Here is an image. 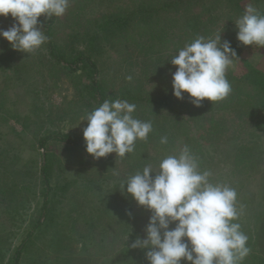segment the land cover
I'll list each match as a JSON object with an SVG mask.
<instances>
[{"label":"rangeland","instance_id":"374dc122","mask_svg":"<svg viewBox=\"0 0 264 264\" xmlns=\"http://www.w3.org/2000/svg\"><path fill=\"white\" fill-rule=\"evenodd\" d=\"M70 1L72 6L65 11L59 25L62 31L60 42L65 49L85 45L84 34L88 31L89 23L86 24L84 19L72 26L66 20V16L71 18L73 4L76 3L75 0ZM132 1L94 0L86 14L91 20L100 21L106 12L111 14L129 9ZM250 5L258 12L264 11V1ZM13 22L0 17V29L7 30ZM38 27L43 29V24L39 23ZM98 38L102 47L96 57L100 76L106 79L108 100V96L112 95L115 100H120L116 88L127 84V77L133 78L134 72L139 73L140 80L143 79L147 87L162 86L163 78L151 76L152 63L148 65L149 62L144 61L147 56L143 58V51L139 48L141 35L133 33L130 40L122 44L111 43L105 32ZM2 39L0 152L3 153L0 154V186H4L2 179L6 180L8 173L19 178L18 170L21 168L24 171L20 178L27 181L29 186V193L23 196L13 223L7 214L11 199L0 194V230L4 233L0 239V264H7L14 249L38 217L42 203L43 185L36 166L40 165L43 150L35 149L32 136L38 132L83 136L88 122L82 119L95 108L87 99L84 88L87 78L57 68L48 55L45 42L38 49L24 53L13 49L6 38L0 37ZM243 56L254 66H264V53L246 49ZM227 70L237 76L243 73L237 59H232ZM168 72L166 69L161 75L169 74L172 79V72ZM243 88L241 86L236 93L232 91L231 100H239L242 96L237 93L245 92ZM169 92L174 104L191 106L189 99L174 96L172 84ZM226 102L213 105L214 109L219 108L217 117L224 121L225 126L217 135L218 139L201 146L206 159L198 162V170L210 172L208 179L211 183L226 184L236 190L241 231L254 237L260 254L264 256V110L255 108L241 114L233 106L234 101L232 104H229L230 100ZM202 118L199 133L207 126L204 114ZM175 122L178 123L175 116L161 107L158 118L162 128H159L158 134L161 136L155 134L153 126V138L140 140L144 143L142 148L135 142V150L124 157L110 153L106 157L91 159L65 142L51 141L48 147L51 184L60 186V189L56 190L55 196H51L55 208L51 222L30 247L24 264H27V260L33 264H134L130 260L138 248H131L130 245L137 237H145L151 211L138 205L126 192L127 185L124 190L120 186L145 166L159 171L162 159L180 153L185 147L180 126L184 124L181 121L180 125L174 127ZM162 137H167V143H161ZM188 146L194 154L192 149L197 146L193 141ZM237 147H242V150L236 152ZM144 149L149 158H137L140 155L135 153ZM130 158L140 166L130 162ZM150 175L154 176L155 173ZM6 181L12 183V179ZM170 227H175V223ZM184 261L182 259L181 264Z\"/></svg>","mask_w":264,"mask_h":264},{"label":"clouds","instance_id":"9594fccd","mask_svg":"<svg viewBox=\"0 0 264 264\" xmlns=\"http://www.w3.org/2000/svg\"><path fill=\"white\" fill-rule=\"evenodd\" d=\"M69 0H0V15L14 19L7 29H0L13 49L24 53L38 49L47 39L38 18L62 16ZM237 39L244 45L264 47V15L248 5L235 21ZM236 57L230 42L198 37L171 57L173 94L178 99L188 93L191 103L200 106L229 96L231 85L226 70ZM171 71V70H170ZM131 80V76L127 77ZM136 105L126 100H105L88 113L83 129L86 152L94 158L110 153L124 157L135 150V142L146 140L153 130L150 121L132 115ZM167 143V137L161 138ZM198 160L188 146L178 155L162 159L159 171L145 166L120 186L140 206L151 211L145 237H137L131 248L148 249L149 264H241L251 249L241 225L234 221L240 213L237 192L226 184H213L208 171L198 170ZM155 173V175H150ZM131 215V212L128 213ZM175 223V227H170ZM128 240V239H127Z\"/></svg>","mask_w":264,"mask_h":264},{"label":"trees","instance_id":"16d2710c","mask_svg":"<svg viewBox=\"0 0 264 264\" xmlns=\"http://www.w3.org/2000/svg\"><path fill=\"white\" fill-rule=\"evenodd\" d=\"M75 1L71 18L68 16L65 18L70 21L72 26L78 25L84 19H86V24L89 22L88 31L84 34L85 45L83 47L72 46L65 49L60 42V33L62 31L59 30V25L62 24L63 15L60 17L52 16L49 19L42 15L38 20L40 24H43V31L47 37L45 45L52 62H55L57 68L65 69L67 73H78L85 76V79L87 78L84 88L88 96L87 99L95 109L105 100H108L106 96L108 89L106 79L104 76H100L98 57H96L99 48L102 47L98 42V37L105 32L111 43L115 44L128 42L133 33H136V36L137 34L141 35L139 48L143 51V58L147 56L144 61L146 63L149 62L148 65L152 63L151 76H161L163 78L160 88L157 86L151 88L147 87L146 82L142 81L143 79L140 80L139 73L134 72V77L128 80L127 84L118 85L116 88L118 89L119 99L135 104L136 110L132 115L139 120L150 121L152 127H155V134H158L159 128H161L158 123L159 110L161 107H165L178 121V123L175 122L173 124L174 127L180 125L181 121L184 124L180 125L183 130L184 145L188 146L193 141L197 148L191 149L194 150V156L198 162L206 159L205 152H203L201 146L213 139H218L217 135L225 126L224 121L217 117L219 108L214 109L213 105L227 103L226 101L230 100L231 103L229 102V104L234 101L233 106L240 110L241 114L242 111L246 113L247 110L255 108L264 110V66H254L243 56V52L246 49L264 53V47L256 44L244 45L240 42L237 39L238 28L235 23L244 14L245 8L249 4L260 3L264 0H133L129 9L119 10L111 14L106 12L102 15V20L100 21L91 20L86 14L87 9L91 5L90 3L94 0ZM70 6H72V2L69 0L67 9ZM259 13L264 15V11ZM0 17L7 21H14L11 14L6 17L0 15ZM219 33L221 42L229 41L230 46L235 50L236 57L232 59L239 60L243 67V73L239 76L235 75L233 71L226 70V78L233 92L236 93L241 89V86H244L243 90L245 92L237 93L238 96L242 97L236 101L231 100L233 98V96H230L232 94L231 91L227 97L229 99L208 102V99L205 98L200 106H196L193 103H191V106L174 104L170 96L171 92H169L172 79L169 74L161 75L166 69L169 72L176 69L177 66L171 64V57L178 54L180 49L198 37L202 36L205 39H210L215 38ZM2 41L3 39L0 40V42ZM1 54L2 46L0 47ZM245 85L247 86L246 90ZM108 97V101H115V96ZM184 97L191 102L188 93L185 92ZM173 105L177 107L175 108ZM192 105L194 108H192ZM202 114L205 116L204 123L207 126L199 133L200 125L202 127ZM196 132H198V136ZM152 136L153 134L150 132L147 139L153 138ZM158 136H161V134H158ZM32 137L31 141L36 145L35 149L40 148L43 150L40 165L36 166V172L43 185L42 203L38 217L34 220L19 245L14 249L10 259L6 262L7 264H24V258L26 259L29 254L30 247L38 238L39 233L51 222V214L55 209L53 202H51V196H55V192L60 189V186L51 184L50 175L52 169L51 155L48 152L49 143L51 141H62L82 151L88 158L99 159L86 152L83 136L71 137L64 133L38 132ZM136 142L141 148L144 146V143L142 144L139 139ZM188 147L190 149V146ZM239 149L242 150V147H237L236 152ZM2 153L0 152V154ZM135 155H140L137 158L141 159L149 158L148 154L145 153V149L137 151ZM128 160L135 165H139L132 158ZM23 171L24 168L18 170L19 178ZM1 173L3 174V170H1ZM13 176L8 173L5 179H12V183L2 179L4 186H0V194L11 199L7 214H9L12 223L17 210L20 208V204H22L23 196L29 193L27 181H22L21 178ZM234 222L239 223V219ZM3 236L4 233L0 230V239ZM247 237V246L251 251L241 261V264H264V256L260 254V248L257 247L258 242L255 241L252 235ZM137 250L136 255L130 262L134 264H149L146 257L148 250L141 248ZM26 263L33 264L34 262L27 260ZM123 263L127 262L124 261ZM182 264H191V262L185 260Z\"/></svg>","mask_w":264,"mask_h":264}]
</instances>
